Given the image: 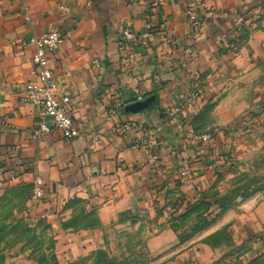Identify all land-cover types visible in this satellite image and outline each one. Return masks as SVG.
<instances>
[{
  "label": "crops",
  "instance_id": "crops-1",
  "mask_svg": "<svg viewBox=\"0 0 264 264\" xmlns=\"http://www.w3.org/2000/svg\"><path fill=\"white\" fill-rule=\"evenodd\" d=\"M193 6L198 27L187 15ZM53 27L68 34L49 65L57 92L72 98L81 132L72 141L57 130L39 135V111L23 102L22 87L33 79L30 40ZM127 29L134 39L124 38ZM148 100L145 110H127ZM208 102L209 118L197 125L232 131L192 143L194 116ZM216 141L231 155L264 142V0H0V194L42 179L43 197L30 201V211L53 222L60 258L94 249L126 213L149 223L156 253L175 246L183 264H223L228 251L203 239L223 227L236 245L253 236L263 225L262 193L229 208L197 243H179L169 225L171 210L186 211L215 179ZM186 165L190 176L182 174ZM81 203L94 219L85 215L79 229L58 226L65 204L71 217Z\"/></svg>",
  "mask_w": 264,
  "mask_h": 264
},
{
  "label": "rangeland",
  "instance_id": "rangeland-1",
  "mask_svg": "<svg viewBox=\"0 0 264 264\" xmlns=\"http://www.w3.org/2000/svg\"><path fill=\"white\" fill-rule=\"evenodd\" d=\"M213 106L210 104V107L198 117L200 125L204 124L207 117L209 118ZM244 117L246 116L237 119L235 123L242 121ZM199 128L201 134H197L192 127L191 133L194 138L195 135L201 137L202 133L232 131L230 125L218 127V130L210 126ZM232 128L236 129L238 125ZM240 135H245V132H241ZM215 144L221 150L218 158L220 162L212 168L215 170V179L210 183L206 193L201 194L205 198L203 200H208L206 203L209 207L198 204V200L186 211L169 212V225L181 244L193 240L199 242L203 229L200 231L196 229L218 212L219 206L215 202H221L228 209L234 207L241 209V201L255 197L259 193H262L259 197H262L264 202V142H254L251 146L247 144L243 149L237 148L233 155L226 142L216 141ZM239 144L243 146L245 142L241 140ZM222 149L229 152L223 154ZM212 155H216V152L214 151ZM35 190V186L24 189L12 187L0 194V264H183V260L185 261L175 246L171 247V254L156 253L149 246L148 230L151 229L149 223L137 222L135 217L126 213L114 222L122 226L116 228L113 225V232L105 234L101 243L94 245V249L73 261L62 259L56 253V239L53 234L56 228L53 222L47 215L36 217L30 211L32 208L29 203L34 200ZM79 209V215L67 217L68 204H65L56 220L58 226L65 230L70 227L79 229L86 225L85 215L89 214L88 217L94 219L92 209L82 203ZM61 214L64 215L60 216ZM260 218L263 221L262 227L239 245L233 242L227 227L219 230L220 233L217 231L218 235L214 233L217 236L213 238V243L219 244L216 247L228 251L229 258L226 257L223 264H264V209ZM220 255L222 259V255H225L223 250Z\"/></svg>",
  "mask_w": 264,
  "mask_h": 264
},
{
  "label": "built area",
  "instance_id": "built-area-1",
  "mask_svg": "<svg viewBox=\"0 0 264 264\" xmlns=\"http://www.w3.org/2000/svg\"><path fill=\"white\" fill-rule=\"evenodd\" d=\"M62 9L64 10L65 8L62 7ZM23 12L25 13V19L29 21L30 17L27 9L24 8ZM187 15L193 27L200 25V18L194 6L188 10ZM67 35L59 27H53L50 31L35 36L30 40V43L36 47L33 55L34 69L31 72L33 79L23 85L22 92L24 94L23 102L31 104L39 111V135L57 130L62 133L66 141H72L81 135L71 115L70 106L72 98L66 93L57 92L56 79L49 65V58L59 51L60 45ZM123 36L127 40L135 38L134 34L128 29L124 31ZM138 99L140 100L142 97L139 96ZM211 141L210 135L192 137L191 139L192 143H210ZM182 174L184 176H190L191 167L186 165ZM3 175L4 171L0 169L1 185L3 183ZM16 179L17 175L14 174L9 180L13 182ZM34 186L36 189L34 200H39L44 194L43 181L40 177L36 178Z\"/></svg>",
  "mask_w": 264,
  "mask_h": 264
},
{
  "label": "trees",
  "instance_id": "trees-1",
  "mask_svg": "<svg viewBox=\"0 0 264 264\" xmlns=\"http://www.w3.org/2000/svg\"><path fill=\"white\" fill-rule=\"evenodd\" d=\"M210 101V100H209ZM208 107H210V104H209V102L206 104V106H205V110L206 109H208ZM201 115V114H200ZM200 115H197V116H194V121L195 122H193V124H191L192 125V127L193 128H195V130H196V133L197 134H201V133H199L200 131H199V127H200V125H197L199 122H198V117L200 116ZM197 120V121H196ZM219 155V154H218ZM221 155V154H220ZM203 199H205V198H203ZM199 200L198 201V204H202L203 206H206V208L207 207H209V204L208 203H206L208 200ZM215 203H217L218 204V206H219V209H218V212L214 215V217H212L211 219L210 218H207V221L205 220V223H203V225L201 226V227H199V228H197L196 230H202V229H204V228H206L208 225H210L211 224V222H213L214 220H217L218 218H220L227 210H228V208L227 207H225L221 202H215ZM195 204V203H194ZM193 204V205H194ZM204 209L205 211L207 210V209ZM208 215V214H207ZM227 230H228V228H227ZM222 232V231H221ZM217 233H220L219 231L217 232ZM216 233V234H217ZM218 235V234H217ZM217 235H213V236H210L211 238H207V239H205L203 242H205V243H207L208 245H210V246H212V247H216V246H219V244H215V243H213L214 241H213V238H215V236H217Z\"/></svg>",
  "mask_w": 264,
  "mask_h": 264
},
{
  "label": "water",
  "instance_id": "water-1",
  "mask_svg": "<svg viewBox=\"0 0 264 264\" xmlns=\"http://www.w3.org/2000/svg\"><path fill=\"white\" fill-rule=\"evenodd\" d=\"M149 100L148 101H140L137 102L129 107H127V110L131 111V110H145L148 106Z\"/></svg>",
  "mask_w": 264,
  "mask_h": 264
}]
</instances>
